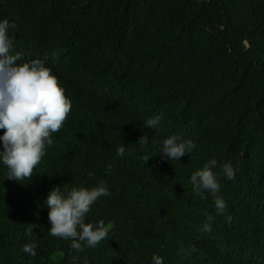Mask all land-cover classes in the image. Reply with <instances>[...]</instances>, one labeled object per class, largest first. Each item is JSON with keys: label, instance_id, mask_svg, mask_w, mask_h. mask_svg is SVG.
<instances>
[{"label": "trees", "instance_id": "trees-1", "mask_svg": "<svg viewBox=\"0 0 264 264\" xmlns=\"http://www.w3.org/2000/svg\"><path fill=\"white\" fill-rule=\"evenodd\" d=\"M3 18L12 53L43 60L71 109L30 179L0 165V264H264V0H0ZM169 135L195 148L169 162ZM209 162L223 217L190 183ZM101 181L111 195L86 222L111 224L108 238L70 250L44 201Z\"/></svg>", "mask_w": 264, "mask_h": 264}, {"label": "clouds", "instance_id": "clouds-1", "mask_svg": "<svg viewBox=\"0 0 264 264\" xmlns=\"http://www.w3.org/2000/svg\"><path fill=\"white\" fill-rule=\"evenodd\" d=\"M10 28H15L13 22L7 18L0 19V130H4L0 134V165L7 169V179L20 182L33 176L34 168L45 155L46 146L54 143L52 134L61 129L70 112L71 100L43 60L23 61L19 52L12 53ZM161 119L162 114L155 115L147 119L143 126L155 129ZM148 141V134L144 133L138 143L147 144ZM194 148L193 141L169 135L161 142L159 154L169 162L180 161ZM125 152L123 144L116 149L119 157H124ZM214 172L216 166L209 162L192 172L190 183L197 196L211 198L214 211L223 217L227 208L220 198L221 189ZM221 175L226 184L235 182L230 168H225ZM110 195L103 181L90 188L72 187L64 191L60 186L52 188L44 201L48 208V233L71 240L70 250L76 252L96 247L108 238L111 224L106 225L104 220L86 222V216L100 197ZM228 220H231L230 215ZM209 233L210 228L205 227L203 234ZM35 247V244H25L22 251L35 255ZM76 260L77 257H73V264ZM151 261L152 264H164L163 257L155 253Z\"/></svg>", "mask_w": 264, "mask_h": 264}, {"label": "bare ground", "instance_id": "bare-ground-1", "mask_svg": "<svg viewBox=\"0 0 264 264\" xmlns=\"http://www.w3.org/2000/svg\"><path fill=\"white\" fill-rule=\"evenodd\" d=\"M195 199V198H194ZM190 206V205H189ZM185 209V208H184ZM245 221V220H244ZM215 225V224H214ZM207 226V225H206ZM219 228V227H218ZM229 231V230H228ZM221 248V247H220ZM208 253V252H207ZM252 261V260H251Z\"/></svg>", "mask_w": 264, "mask_h": 264}]
</instances>
